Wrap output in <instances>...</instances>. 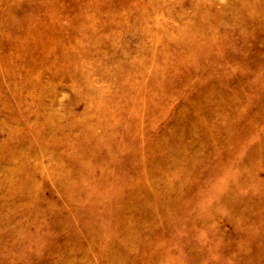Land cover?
Instances as JSON below:
<instances>
[{"label": "rangeland", "instance_id": "obj_1", "mask_svg": "<svg viewBox=\"0 0 264 264\" xmlns=\"http://www.w3.org/2000/svg\"><path fill=\"white\" fill-rule=\"evenodd\" d=\"M0 264H264V0H0Z\"/></svg>", "mask_w": 264, "mask_h": 264}]
</instances>
